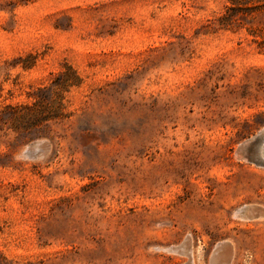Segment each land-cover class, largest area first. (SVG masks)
Wrapping results in <instances>:
<instances>
[{
	"label": "rangeland",
	"instance_id": "1",
	"mask_svg": "<svg viewBox=\"0 0 264 264\" xmlns=\"http://www.w3.org/2000/svg\"><path fill=\"white\" fill-rule=\"evenodd\" d=\"M236 3L0 0V111L83 79L48 137L0 130V264H264V167L235 155L264 128V9Z\"/></svg>",
	"mask_w": 264,
	"mask_h": 264
},
{
	"label": "trees",
	"instance_id": "2",
	"mask_svg": "<svg viewBox=\"0 0 264 264\" xmlns=\"http://www.w3.org/2000/svg\"><path fill=\"white\" fill-rule=\"evenodd\" d=\"M230 2L233 7L237 5L236 0ZM248 2L253 5L247 8L249 11L264 9V4L258 5L261 3L259 0ZM227 25H230V22L222 26L223 29H227ZM33 63L24 64L22 68L29 69ZM82 82L83 79L77 70L70 64L63 63L48 84L30 94L29 97L32 99L30 104L7 105L0 111V130L13 131L26 137L31 134H35L36 137H48L51 124L63 123L73 116L72 112L67 111L66 96L72 89L80 87Z\"/></svg>",
	"mask_w": 264,
	"mask_h": 264
},
{
	"label": "water",
	"instance_id": "3",
	"mask_svg": "<svg viewBox=\"0 0 264 264\" xmlns=\"http://www.w3.org/2000/svg\"><path fill=\"white\" fill-rule=\"evenodd\" d=\"M264 137V128L260 130L256 135L252 136L250 139L244 141L239 145L237 150L235 151V155L239 159H246L249 162H252L258 166L264 167V161L260 159L256 152L257 142ZM252 149L249 157L247 156V151ZM48 150V143L46 141H36L32 144H29L27 147L23 149L21 152V156L23 158L34 160L38 158H43ZM258 214L264 215L263 210H259ZM223 244H218L216 246V251H218Z\"/></svg>",
	"mask_w": 264,
	"mask_h": 264
},
{
	"label": "bare ground",
	"instance_id": "4",
	"mask_svg": "<svg viewBox=\"0 0 264 264\" xmlns=\"http://www.w3.org/2000/svg\"><path fill=\"white\" fill-rule=\"evenodd\" d=\"M256 152H257V155L260 157V159L264 161V137L257 142ZM237 216H239L241 218H248L249 219L248 209L247 210L246 209H242V210L238 211ZM224 257H221V256L218 257L217 256V257L214 258V260L218 261V262L219 261L222 262V261L226 260V259H224Z\"/></svg>",
	"mask_w": 264,
	"mask_h": 264
},
{
	"label": "flooded vegetation",
	"instance_id": "5",
	"mask_svg": "<svg viewBox=\"0 0 264 264\" xmlns=\"http://www.w3.org/2000/svg\"><path fill=\"white\" fill-rule=\"evenodd\" d=\"M213 264H228L226 260L222 261V262H218V261H215L213 262Z\"/></svg>",
	"mask_w": 264,
	"mask_h": 264
}]
</instances>
